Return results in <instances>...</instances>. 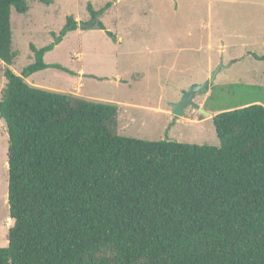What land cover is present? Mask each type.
<instances>
[{
    "label": "trees",
    "instance_id": "obj_1",
    "mask_svg": "<svg viewBox=\"0 0 264 264\" xmlns=\"http://www.w3.org/2000/svg\"><path fill=\"white\" fill-rule=\"evenodd\" d=\"M28 9L0 0L7 66L11 13ZM76 29L68 17L52 44L30 46L34 62L21 75L4 72L11 226L0 264H264V106L214 116L217 147L120 136L116 105L24 81Z\"/></svg>",
    "mask_w": 264,
    "mask_h": 264
},
{
    "label": "rangeland",
    "instance_id": "obj_2",
    "mask_svg": "<svg viewBox=\"0 0 264 264\" xmlns=\"http://www.w3.org/2000/svg\"><path fill=\"white\" fill-rule=\"evenodd\" d=\"M25 1L28 11L13 10L10 16L15 58L10 66L0 61V93L5 70L21 75L34 62L30 46L52 44L66 19L73 17L77 29L44 55L48 67L24 81L116 105L120 136L217 147L214 116L250 104L264 106V61L253 58L264 56V0ZM88 6L104 30L79 27L91 21ZM218 67L213 83L194 99L211 116L191 106L183 117L173 116L170 104L192 85L208 80ZM7 147L6 125L0 118V248L8 245L11 226Z\"/></svg>",
    "mask_w": 264,
    "mask_h": 264
},
{
    "label": "water",
    "instance_id": "obj_3",
    "mask_svg": "<svg viewBox=\"0 0 264 264\" xmlns=\"http://www.w3.org/2000/svg\"><path fill=\"white\" fill-rule=\"evenodd\" d=\"M98 22L97 17L93 20H91L89 23H80L79 27L80 28H93L95 27L96 23ZM221 67H218L212 74V76L206 80L205 82L201 84H194L192 85L187 91L182 92V97L181 99L176 102V103H171L170 108H171V114L177 118L183 117L184 116V111L188 106L193 107L196 109L199 113L206 115V116H211L210 113L204 111L202 108H200L197 104L194 103L195 96L206 90L209 85H211L215 79L216 74L220 71Z\"/></svg>",
    "mask_w": 264,
    "mask_h": 264
}]
</instances>
